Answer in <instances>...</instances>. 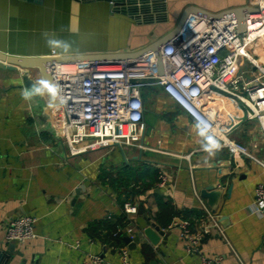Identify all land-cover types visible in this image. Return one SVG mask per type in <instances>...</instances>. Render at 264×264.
<instances>
[{
  "label": "crops",
  "instance_id": "0c3cea01",
  "mask_svg": "<svg viewBox=\"0 0 264 264\" xmlns=\"http://www.w3.org/2000/svg\"><path fill=\"white\" fill-rule=\"evenodd\" d=\"M251 1L164 0L152 13H165V20L145 22L112 12L108 0H0V50L21 56L137 51L169 34L188 6L221 12ZM243 67L249 76L258 71L249 61ZM45 86L39 67L0 68V255L6 264H87L91 253L122 264L124 247L132 264H264V215L252 212L256 187L264 183L262 163L222 146L206 151L202 124L161 85L144 88L140 145L72 154L58 129L65 113L53 107ZM36 87L43 93L35 94ZM206 136L220 145L215 134ZM230 136L264 159L256 118L242 119ZM160 171L168 176L165 186ZM210 185L224 191L215 212L230 244L210 225L202 254L218 263L189 252L181 229L171 227L177 216L204 213L199 196ZM126 201L138 211L126 212ZM25 213L38 218L37 236L7 241V222ZM152 224L166 231L159 243L144 232ZM130 227L136 241L126 240Z\"/></svg>",
  "mask_w": 264,
  "mask_h": 264
},
{
  "label": "built area",
  "instance_id": "2783aa9c",
  "mask_svg": "<svg viewBox=\"0 0 264 264\" xmlns=\"http://www.w3.org/2000/svg\"><path fill=\"white\" fill-rule=\"evenodd\" d=\"M249 5L257 11L246 14L244 32L233 12L218 18L191 13L181 29L161 45L162 69L155 50L134 57L51 62L49 70L58 98L53 107L65 113L58 129L70 152L115 144L140 145L145 130L143 89L161 85L197 122L209 125L208 131L221 139L220 146L264 165V159L251 147L230 136L242 119L256 118L264 137V63L256 50L257 42L264 38V0H252ZM49 56L60 55L54 49ZM245 61L258 71L249 76L243 67ZM231 104L238 112L231 110ZM159 178L160 185L168 183L163 171ZM199 200L202 215L177 216L171 227L181 229L189 252L202 254L210 225L218 228L227 243L230 241L219 215L201 196ZM124 210L135 213L138 204L126 201ZM252 212L264 215V183L256 187ZM37 220L26 213L11 218L5 226L6 240L25 243L36 237ZM127 232L135 236L133 227ZM121 255L122 264H132L127 247L121 249ZM202 259L204 263L219 262V258L204 254ZM86 262L113 264L97 253L89 254Z\"/></svg>",
  "mask_w": 264,
  "mask_h": 264
},
{
  "label": "water",
  "instance_id": "95a60500",
  "mask_svg": "<svg viewBox=\"0 0 264 264\" xmlns=\"http://www.w3.org/2000/svg\"><path fill=\"white\" fill-rule=\"evenodd\" d=\"M32 1L42 2L43 0H32ZM108 1H110L111 3L112 12L127 13L139 21H141V19L145 22L165 20V13L156 14V16L154 15V13H152V9L154 11L163 9L165 5L163 4L164 0H108ZM255 11H257V8L250 5L230 8L221 12H213L195 5H191L185 9L179 23L175 28H173V30H171V32H169V34L163 36L154 44L137 51L102 52V53H92V54H69L63 56H21V55L8 54L0 50V68H17L18 66L39 67L42 71L50 99L52 103L56 104L58 102L57 92L49 70V64L51 62L54 61L74 62L78 60L110 59V58L116 59V58L134 57L140 55L141 53L147 50H155L157 52L160 67L162 69V59L160 53L161 45L164 44L170 37H172L181 29L183 23L191 13L200 14L210 18H218L221 17L222 15H225L226 13L233 12L238 16L240 31L244 32L246 28L245 25L246 14L248 12H255ZM223 193L224 191L221 187H215L210 185L202 189L201 196L203 198H206L211 209L213 211H216L219 206ZM144 232L147 235V237H149L151 241L154 243H159L161 236L166 234V231H164L160 226L156 224H152L146 227ZM137 239L139 238L130 237V236L126 237L127 241H132V240L136 241ZM0 264H6L5 260L1 258V255H0Z\"/></svg>",
  "mask_w": 264,
  "mask_h": 264
},
{
  "label": "clouds",
  "instance_id": "9594fccd",
  "mask_svg": "<svg viewBox=\"0 0 264 264\" xmlns=\"http://www.w3.org/2000/svg\"><path fill=\"white\" fill-rule=\"evenodd\" d=\"M45 87H47V86H45ZM34 92H35V94H42L43 93V89L39 88V87H36L34 89ZM22 95L24 96L25 99H27L29 97V93L28 92H23ZM201 124H202V126L200 127L199 134L201 136H205L206 137L207 143L204 145V148H205L206 151L211 153L214 149L219 148L220 145L213 138H211L210 136H206V133L208 132L209 125L206 122H201Z\"/></svg>",
  "mask_w": 264,
  "mask_h": 264
},
{
  "label": "bare ground",
  "instance_id": "6f19581e",
  "mask_svg": "<svg viewBox=\"0 0 264 264\" xmlns=\"http://www.w3.org/2000/svg\"><path fill=\"white\" fill-rule=\"evenodd\" d=\"M256 50L258 52H260L262 55H264V38H261L258 42H257V46H256ZM225 102H228V99H225ZM228 104V103H227Z\"/></svg>",
  "mask_w": 264,
  "mask_h": 264
},
{
  "label": "trees",
  "instance_id": "16d2710c",
  "mask_svg": "<svg viewBox=\"0 0 264 264\" xmlns=\"http://www.w3.org/2000/svg\"><path fill=\"white\" fill-rule=\"evenodd\" d=\"M145 90H146V89H143L144 96H145ZM144 96H143V98H144ZM192 215H195V216H200V215H201V213H199V211H197L196 213H190V214H186V216H185V217H188V218H190V217H193ZM172 221H173V220H172ZM108 228H109V229L111 228V225H110V224L108 225Z\"/></svg>",
  "mask_w": 264,
  "mask_h": 264
}]
</instances>
